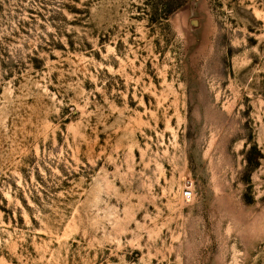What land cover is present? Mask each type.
I'll list each match as a JSON object with an SVG mask.
<instances>
[{"label":"rangeland","instance_id":"obj_1","mask_svg":"<svg viewBox=\"0 0 264 264\" xmlns=\"http://www.w3.org/2000/svg\"><path fill=\"white\" fill-rule=\"evenodd\" d=\"M0 264H264V0H0Z\"/></svg>","mask_w":264,"mask_h":264},{"label":"built area","instance_id":"obj_2","mask_svg":"<svg viewBox=\"0 0 264 264\" xmlns=\"http://www.w3.org/2000/svg\"><path fill=\"white\" fill-rule=\"evenodd\" d=\"M192 189H191V186H187L186 187V189H185V191L183 192L184 193V196H186V197H191V195H192Z\"/></svg>","mask_w":264,"mask_h":264}]
</instances>
